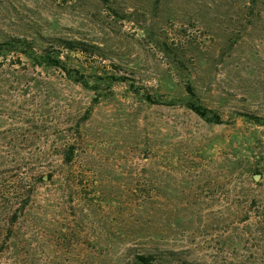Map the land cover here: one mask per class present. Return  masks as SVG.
<instances>
[{"label":"rangeland","instance_id":"rangeland-1","mask_svg":"<svg viewBox=\"0 0 264 264\" xmlns=\"http://www.w3.org/2000/svg\"><path fill=\"white\" fill-rule=\"evenodd\" d=\"M41 36L105 57L0 56V264H264V0H0Z\"/></svg>","mask_w":264,"mask_h":264},{"label":"trees","instance_id":"trees-1","mask_svg":"<svg viewBox=\"0 0 264 264\" xmlns=\"http://www.w3.org/2000/svg\"><path fill=\"white\" fill-rule=\"evenodd\" d=\"M40 39H42V44H44L40 48L35 45L37 39L29 41L27 38L13 37L1 40L0 56L7 55L8 52L14 51V49L20 50L19 53L28 58L35 66H41L42 68H59L67 73L71 79L77 82H82L85 86L89 84L87 75L85 72L81 71L79 65L69 63L71 61V54L80 53L85 59H103L105 57L104 50L100 45L85 40L47 36H41L38 41ZM46 43H48V45H45ZM111 78L115 80H126L125 77L120 75H111ZM186 88L190 95V98L185 102V105L188 108L196 112L208 122H225L220 113L208 108L199 100V98H197L196 89L191 83H188ZM145 97L152 103L165 105L175 103L174 99L166 100L159 97H153L150 94H146ZM242 115L256 122L262 121V118L252 113H243ZM156 256L157 255L152 252L138 253L135 256L133 264H155L154 262L157 260Z\"/></svg>","mask_w":264,"mask_h":264},{"label":"water","instance_id":"water-1","mask_svg":"<svg viewBox=\"0 0 264 264\" xmlns=\"http://www.w3.org/2000/svg\"><path fill=\"white\" fill-rule=\"evenodd\" d=\"M260 177H261V174H260V173H256V174H255V179H256V180H258Z\"/></svg>","mask_w":264,"mask_h":264}]
</instances>
